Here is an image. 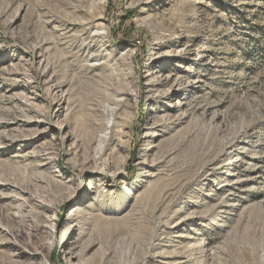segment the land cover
<instances>
[{"label":"rangeland","instance_id":"1","mask_svg":"<svg viewBox=\"0 0 264 264\" xmlns=\"http://www.w3.org/2000/svg\"><path fill=\"white\" fill-rule=\"evenodd\" d=\"M161 251L264 264V0H0V264L174 261Z\"/></svg>","mask_w":264,"mask_h":264},{"label":"bare ground","instance_id":"2","mask_svg":"<svg viewBox=\"0 0 264 264\" xmlns=\"http://www.w3.org/2000/svg\"><path fill=\"white\" fill-rule=\"evenodd\" d=\"M97 21H98L97 20V17L95 16V17H92L90 20L83 21L82 24H83L84 27H87L89 25H94L95 22H97ZM99 25H100V23L98 22L97 23V26H99ZM95 34H96V36H95V38H93V41H98V39H100V37H101L102 32H98V33H95ZM81 38H84V37L81 36ZM101 53L102 52L100 50L97 51V52H92L88 56V59H87L88 60V64L90 63V61L95 60V59H98V56L101 55ZM129 73L131 74L130 71H129ZM147 84H149L148 87H150L149 88L150 91H158L155 94L151 95V98H154L156 100H159V99L165 97L169 93L167 90L166 91L159 92L161 90L160 89H157V87H158L156 85L157 83L152 82V80H149ZM119 100H120L119 98L116 99V101H119ZM115 105L116 106H114L113 108L110 109L109 118L111 120L106 121L108 119V117L104 116V119L102 120V123L101 122L100 123L97 122V126L96 127L97 128H100V131L97 134V138H98V148L97 149H98L99 153H102L104 151L105 147L109 144L110 140H112L114 138V135L115 136L116 135L118 136L119 134L122 135V133H121L122 132V128L119 127L120 123H117L115 121V114H114L115 113V109L119 105H117V104H115ZM69 109H70V111L74 109L73 104L69 105ZM91 109H92V111L97 112V108L95 106H93ZM97 115H99V112L97 113ZM116 124H119V125H116ZM97 157H100V155H98ZM98 160L99 159H96V161H98ZM141 162H144V161L142 160ZM109 167H110L109 164L107 166H102V167L96 165L94 169L96 171L101 172V173H107L108 171H110L111 173H109V175H107V179L111 181V180H114V178L116 176H118V174L121 172V168H116L114 170H112V169L111 170H108ZM186 183H187L186 178H184V179L181 178V179L177 180L176 182H174L171 186H170V184H168L164 188V189H166V188H168L170 186L168 189H166V190L163 189L164 191L161 190L158 193V198H159L160 195H161V197H160V199H159L156 207L161 206L164 202L167 201V200H165V198H166V195L168 193H170V192L173 193V191L174 192L176 191L175 193L180 192L181 188L184 187V185ZM90 188L92 190L94 188V186H91ZM154 190H155V187H152V188H149L148 189L149 193L154 192ZM102 191H104V190H102ZM173 200H174L173 197L170 200H168V206L171 205V202H173ZM38 202H39L38 203V206L39 205L40 206L44 205V204H42L43 203L42 201H38ZM49 207L50 208H54V206L52 204L49 205ZM76 209L71 210L69 212V214L67 215V219H72L73 220L76 217V214L78 212ZM24 216H25L24 213L22 211L18 210V211H15V212H6L4 214V219L7 221V223L11 226L12 229L16 230V227L17 226L26 223V219H25ZM53 218L51 217V219L48 220L49 222L46 221L43 224V227H44L45 232H47L48 235H49L48 236V239L45 242H43V243L42 242L37 243L35 241L33 243L35 249H37L40 246H44V245L45 246H48V245H51L52 243L55 242V238H56V226H57V224H56V222L52 221ZM79 224H80L79 222H77V223L74 222L71 225V228H74V227L77 228V226H79ZM92 245H93V243L89 244L88 247L89 246H92ZM151 247H152V245L150 243L147 251L144 253V255H143L142 258H144L146 255L148 256V254H150ZM156 255L162 257L163 259L168 258V257H172L174 261H170L171 263L165 262L167 264H177V263H181L182 262V261L177 260L178 257L175 258V256H178V255L176 253H174V251H172L171 253H164V251H161V252H159ZM131 264H139V260L138 259H134Z\"/></svg>","mask_w":264,"mask_h":264}]
</instances>
